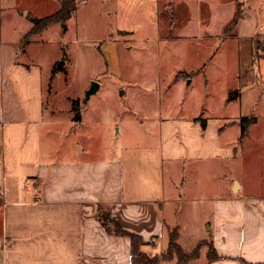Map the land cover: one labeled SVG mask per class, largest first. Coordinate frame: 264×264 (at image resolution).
Returning <instances> with one entry per match:
<instances>
[{
    "label": "crops",
    "instance_id": "1",
    "mask_svg": "<svg viewBox=\"0 0 264 264\" xmlns=\"http://www.w3.org/2000/svg\"><path fill=\"white\" fill-rule=\"evenodd\" d=\"M76 1V9L91 2ZM95 1L96 16L114 23L111 41L155 47L158 79L189 105L168 103L167 119L160 105L146 144L105 159L52 158L41 137L44 70L27 58L40 42L23 40L33 23L26 19L17 39L0 35V264H130L131 239L105 229L99 205L149 243L142 250L150 255L181 227L167 214L185 213L205 227L201 241L217 258L207 252L184 264L264 262V0ZM90 41L102 54L108 45L102 36ZM62 50L52 71L71 61ZM211 71L234 81H211ZM243 116L256 121L241 141ZM170 260L159 264H177Z\"/></svg>",
    "mask_w": 264,
    "mask_h": 264
},
{
    "label": "rangeland",
    "instance_id": "2",
    "mask_svg": "<svg viewBox=\"0 0 264 264\" xmlns=\"http://www.w3.org/2000/svg\"><path fill=\"white\" fill-rule=\"evenodd\" d=\"M95 2L80 1L67 22L53 23L32 38L40 43L28 49L27 46L19 48L27 49L28 60L44 70L47 112L41 125L43 151L60 160L105 159L123 147L146 144L157 135L160 105L164 110L163 119H167L168 103L179 108L189 105L187 97L177 88H170L167 80L158 79L155 47L149 49L145 42L111 41L117 38L114 23L96 16ZM58 8L59 4L48 0H0L1 38L11 35V40L17 39L26 28V19L50 15ZM101 36L108 43L102 47L103 54L99 50L100 42L90 41ZM74 38L81 42H68ZM64 47L71 54V61L66 68L60 67L57 61L52 71L53 62L62 56ZM106 59L108 64L104 63ZM167 72L163 66L162 73ZM229 73L225 71L221 75L220 71H211L210 79L234 81ZM196 77L195 81H205ZM94 82L98 86L87 97ZM228 98L235 99L237 95L229 93ZM75 99L82 106L80 122L74 121L71 109ZM180 210H185V206ZM167 222L172 227L181 226L179 243L185 251L193 250L202 238H208L205 227L193 216L168 213ZM168 239L167 233L163 246H167ZM208 249L207 245L202 246V258Z\"/></svg>",
    "mask_w": 264,
    "mask_h": 264
},
{
    "label": "trees",
    "instance_id": "3",
    "mask_svg": "<svg viewBox=\"0 0 264 264\" xmlns=\"http://www.w3.org/2000/svg\"><path fill=\"white\" fill-rule=\"evenodd\" d=\"M77 7L76 0H59V9L50 15H46L40 18H31L33 23L32 28L25 34L24 42H29L33 36L41 34L49 25L57 22H67V20L71 17L72 13ZM240 15H237L233 20V24L236 23ZM237 95V92H232ZM81 104L78 99L72 101V112L74 113V121L80 122L81 115ZM256 121L255 116H243L240 119L241 125V137L240 140L243 141L245 137L248 135L249 127ZM99 218L105 227V229L109 233L126 235L131 239V263L130 264H159L160 260H170L177 259V264H184L191 259L198 258L201 252V248L203 245L209 244L208 255L210 259L217 258V254L212 247L211 243L208 241H201L199 244L191 251H185L184 248L179 243V229L173 228L169 230V242L167 249L161 255H150L147 252L142 250V246L145 244L143 238L133 232L127 231L123 229L111 216L108 207L103 205H99L98 208ZM154 244V241H151L150 244ZM241 264H264L262 263H250L241 259Z\"/></svg>",
    "mask_w": 264,
    "mask_h": 264
},
{
    "label": "water",
    "instance_id": "4",
    "mask_svg": "<svg viewBox=\"0 0 264 264\" xmlns=\"http://www.w3.org/2000/svg\"><path fill=\"white\" fill-rule=\"evenodd\" d=\"M97 86H98L97 83L94 82L92 87L90 88V90L87 93V97H89L96 90Z\"/></svg>",
    "mask_w": 264,
    "mask_h": 264
}]
</instances>
